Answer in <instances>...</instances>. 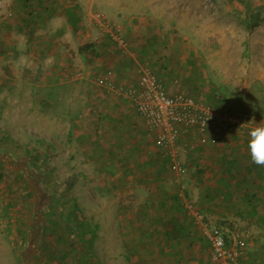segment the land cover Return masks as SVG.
<instances>
[{
    "label": "rangeland",
    "instance_id": "374dc122",
    "mask_svg": "<svg viewBox=\"0 0 264 264\" xmlns=\"http://www.w3.org/2000/svg\"><path fill=\"white\" fill-rule=\"evenodd\" d=\"M58 5L72 38L61 67L79 64L83 77L50 88L39 75H0V135L8 138L0 142L7 160L0 161V264L113 261L114 224L102 213L112 212L113 193L121 190L98 196L97 175L86 172L83 155L88 129L105 121L96 104L113 99L94 83L99 71L118 72L123 64L135 75L146 59L169 93L185 87V94L220 110H247L252 117L264 111V0H58ZM98 12L129 43L133 37L132 63L107 40L94 19ZM151 31L165 42L154 56L138 57ZM82 51H91L90 59ZM119 100L133 110L132 102ZM88 212L101 213V219L89 220Z\"/></svg>",
    "mask_w": 264,
    "mask_h": 264
},
{
    "label": "crops",
    "instance_id": "0c3cea01",
    "mask_svg": "<svg viewBox=\"0 0 264 264\" xmlns=\"http://www.w3.org/2000/svg\"><path fill=\"white\" fill-rule=\"evenodd\" d=\"M62 17L58 0H0V75H39L50 88L68 80L65 71L71 69V62L61 66L62 58L70 57L66 43L72 38L65 32L68 25ZM64 32L67 35L62 37ZM156 33H147L138 57L154 56L164 44ZM130 39L128 51L121 56L132 63L135 44ZM89 52L81 53L86 60ZM142 62L135 61L140 65L138 74L147 69L146 59ZM130 69L121 64L120 74L113 71L115 79L137 82L138 74H130ZM180 91L188 93L185 87ZM117 99L96 104L104 111L105 121L96 120L98 127L88 129L83 144L84 166L86 172L97 175L98 196L121 190L113 193L112 212L104 209L102 213L114 224V259L97 264H214L203 234L204 228L214 226L246 231L242 262L264 264V166L251 162L250 136L179 124L175 157L183 170L177 171L168 150L157 144L156 130L144 125L133 105L132 110ZM253 123L264 124V111L254 115ZM97 214L89 213L87 218L101 219V213Z\"/></svg>",
    "mask_w": 264,
    "mask_h": 264
},
{
    "label": "built area",
    "instance_id": "2783aa9c",
    "mask_svg": "<svg viewBox=\"0 0 264 264\" xmlns=\"http://www.w3.org/2000/svg\"><path fill=\"white\" fill-rule=\"evenodd\" d=\"M94 19L116 47L126 53L129 42L118 27L110 23L101 12L96 13ZM83 75V68L79 64L72 65L65 72L67 78L78 79ZM94 83L103 87L113 98L132 102L136 113L143 118L146 125L156 130L157 144L168 150L177 171L183 170V165L175 157L177 125L209 127L215 132L248 135L251 128L255 127L253 117L247 110H220L184 92L169 93L163 82L148 68L140 71L138 80L134 83L116 81L111 69L96 76ZM187 207L194 210L192 203H188ZM195 215L199 217L198 212ZM203 234L210 245V258L214 264H244L243 238L248 234L246 231L225 230L214 226L204 228Z\"/></svg>",
    "mask_w": 264,
    "mask_h": 264
},
{
    "label": "clouds",
    "instance_id": "9594fccd",
    "mask_svg": "<svg viewBox=\"0 0 264 264\" xmlns=\"http://www.w3.org/2000/svg\"><path fill=\"white\" fill-rule=\"evenodd\" d=\"M249 136L248 148L250 150L251 162L258 166H264V124L251 128Z\"/></svg>",
    "mask_w": 264,
    "mask_h": 264
},
{
    "label": "trees",
    "instance_id": "16d2710c",
    "mask_svg": "<svg viewBox=\"0 0 264 264\" xmlns=\"http://www.w3.org/2000/svg\"><path fill=\"white\" fill-rule=\"evenodd\" d=\"M113 71V70H112ZM114 73V72H113ZM115 78V77H114ZM214 108H216V107H214ZM6 139H8V138H6L5 136H1L0 135V142L1 141H5ZM1 155H3V154H0V161H7V160H5V158H3V157H1ZM29 160H30V158H28ZM10 164H11V166H15V164L13 163V162H9ZM28 163H29V161H28ZM14 168V167H13Z\"/></svg>",
    "mask_w": 264,
    "mask_h": 264
}]
</instances>
